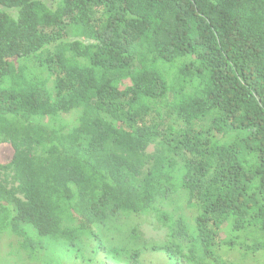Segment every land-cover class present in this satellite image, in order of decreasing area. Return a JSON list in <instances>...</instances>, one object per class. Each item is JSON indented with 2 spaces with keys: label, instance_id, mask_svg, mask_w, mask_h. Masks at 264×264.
Returning a JSON list of instances; mask_svg holds the SVG:
<instances>
[{
  "label": "trees",
  "instance_id": "16d2710c",
  "mask_svg": "<svg viewBox=\"0 0 264 264\" xmlns=\"http://www.w3.org/2000/svg\"><path fill=\"white\" fill-rule=\"evenodd\" d=\"M0 145V237L27 264L264 254V0H0ZM123 214L167 243L103 249Z\"/></svg>",
  "mask_w": 264,
  "mask_h": 264
},
{
  "label": "rangeland",
  "instance_id": "374dc122",
  "mask_svg": "<svg viewBox=\"0 0 264 264\" xmlns=\"http://www.w3.org/2000/svg\"><path fill=\"white\" fill-rule=\"evenodd\" d=\"M49 3V0H46ZM151 150V149H150ZM12 152L8 145H0V164H6L11 160ZM0 182L7 186V188L12 187L13 181L10 173L0 171ZM176 199L172 201L166 202L165 206L162 208L167 211L173 218H180L178 214H182V219L187 223V225L192 224L191 220V211H187L182 207V209H178L175 206ZM118 220L115 223L116 225H110L109 227H100L96 229L97 235L101 240V244H103L104 248H111L114 245L119 247L117 241L121 244H125L127 241L133 242V240H137L138 244H163L167 243L168 234L165 227L158 223L154 216H136V215H119L117 216ZM124 226V228H120ZM115 227V229H114ZM120 228L123 235L121 236L117 231V228ZM132 231L134 233H132ZM133 237H130V236ZM129 236V237H128ZM229 236L227 233V229L223 230L220 234L221 238H226ZM51 245L48 246L46 251V261H51L52 263L58 264H84V260L88 259L93 261L92 264H100L98 261L100 259L95 258L93 256V251L91 246L83 244L79 247L77 251V257L74 255V250L70 249L66 252V255H63L59 249L54 248ZM18 244L16 237L12 235H2L0 237V257L5 258L7 261H11L16 264H27V258L24 260V255L18 252ZM53 253V255L51 254ZM225 254V261L227 264H264V254L258 253L256 255L251 256L249 253H244L239 249L223 252ZM50 257H47V256ZM246 255V256H245ZM24 257V258H23ZM95 257H102V254ZM145 264H176L174 262H170L168 258L164 254H149L145 255ZM1 264V261H0ZM2 264H5L2 263ZM11 264V263H9ZM36 264V263H33ZM126 264V263H119Z\"/></svg>",
  "mask_w": 264,
  "mask_h": 264
}]
</instances>
